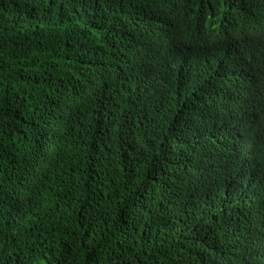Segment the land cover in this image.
I'll list each match as a JSON object with an SVG mask.
<instances>
[{
	"label": "trees",
	"instance_id": "1",
	"mask_svg": "<svg viewBox=\"0 0 264 264\" xmlns=\"http://www.w3.org/2000/svg\"><path fill=\"white\" fill-rule=\"evenodd\" d=\"M0 264H264V0H0Z\"/></svg>",
	"mask_w": 264,
	"mask_h": 264
}]
</instances>
